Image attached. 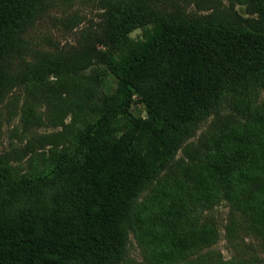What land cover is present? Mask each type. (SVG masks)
Listing matches in <instances>:
<instances>
[{"label":"trees","instance_id":"trees-1","mask_svg":"<svg viewBox=\"0 0 264 264\" xmlns=\"http://www.w3.org/2000/svg\"><path fill=\"white\" fill-rule=\"evenodd\" d=\"M50 2L0 0V82L8 57ZM124 8L109 20L110 35L126 44L125 34L140 27L144 39L129 42L121 60L102 59L119 88L95 95L71 147L53 149L42 170L13 174L0 161V264H120L130 231L149 243L152 258L169 261L213 241L211 222L194 217L186 227L183 215L221 196L238 198L264 229V111L222 135L190 185L162 175L225 92L264 75V28L155 19L135 4ZM133 94L146 118L132 117L110 137L109 120Z\"/></svg>","mask_w":264,"mask_h":264},{"label":"rangeland","instance_id":"rangeland-1","mask_svg":"<svg viewBox=\"0 0 264 264\" xmlns=\"http://www.w3.org/2000/svg\"><path fill=\"white\" fill-rule=\"evenodd\" d=\"M134 4L155 19L203 18L232 27L264 28V0H51L25 30L21 49L8 57L0 82V161L13 174L40 171L53 149L70 148L75 133L89 119L87 108L95 95L119 88L102 59L121 60L129 42L144 39V29L130 30L124 36L129 41L119 45L108 24L115 13ZM263 111L264 75L229 89L176 150L163 177L190 185L196 166L216 152L221 136H230L237 125ZM138 116L146 118V105L133 94L126 111L109 120L107 134L117 137ZM149 193L144 191L141 197L147 200ZM237 199L221 196L186 210V227L194 217L198 224H213L210 244L160 261L149 255V243L130 231L120 264H264V229L252 224Z\"/></svg>","mask_w":264,"mask_h":264}]
</instances>
